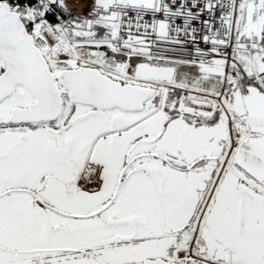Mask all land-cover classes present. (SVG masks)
<instances>
[{
	"label": "flooded vegetation",
	"instance_id": "obj_1",
	"mask_svg": "<svg viewBox=\"0 0 264 264\" xmlns=\"http://www.w3.org/2000/svg\"><path fill=\"white\" fill-rule=\"evenodd\" d=\"M232 64L176 65L137 112L4 116L0 264H264V67Z\"/></svg>",
	"mask_w": 264,
	"mask_h": 264
},
{
	"label": "water",
	"instance_id": "obj_2",
	"mask_svg": "<svg viewBox=\"0 0 264 264\" xmlns=\"http://www.w3.org/2000/svg\"><path fill=\"white\" fill-rule=\"evenodd\" d=\"M23 13L12 10L7 1L0 2V103L18 88L25 97L23 105L11 109L10 123L55 119L62 112L65 94L74 103L94 108L84 118L106 116L107 110L115 108L123 112L138 111L147 100L154 98V88L122 83L90 66L61 69V89L45 50L27 30ZM172 71V66L141 62L135 68V75L167 81Z\"/></svg>",
	"mask_w": 264,
	"mask_h": 264
},
{
	"label": "built area",
	"instance_id": "obj_3",
	"mask_svg": "<svg viewBox=\"0 0 264 264\" xmlns=\"http://www.w3.org/2000/svg\"><path fill=\"white\" fill-rule=\"evenodd\" d=\"M94 2L96 9L91 11V20L98 17L108 22V31L112 38L96 40L99 45L87 44L93 40L71 39L67 31L65 42L75 51L77 48L75 43L82 42L80 46H106L128 56L195 61L201 59L206 52H218L228 57L231 51L238 47L237 44L243 43L242 32L237 37L234 36L238 0L97 2L94 0ZM253 4L254 0H249L248 9L251 10ZM260 9L263 21L256 29L258 32L256 43L259 45V51L264 52V0ZM29 16L34 20L33 14ZM52 27L54 33L60 30ZM63 28L67 27L63 25ZM53 49L55 50V47ZM64 52L61 49L56 51L61 55H64Z\"/></svg>",
	"mask_w": 264,
	"mask_h": 264
},
{
	"label": "rangeland",
	"instance_id": "obj_4",
	"mask_svg": "<svg viewBox=\"0 0 264 264\" xmlns=\"http://www.w3.org/2000/svg\"><path fill=\"white\" fill-rule=\"evenodd\" d=\"M58 1H61V0H58ZM259 5H260V2L257 1L256 7H255L256 8V12H255V15L256 16H258V14H259ZM37 21H39V22H37ZM37 21H36V23L39 24L38 26L35 24V25H32V26H29V28L32 30V32L35 33V36H36L38 42L39 43H42V44L44 43V45H46L47 43H49L51 47H55V50L57 52L60 49H61V51L62 50L65 51L64 52V55L66 57H64L63 60H59V59L53 58L52 56L49 57V63L51 65V67L54 68V67H58V66H67L68 65L67 64V61H69L68 60V57H70V55H74L76 58L78 57L77 54H76V51L73 50L72 47H68V45L65 42L66 37H67V31H68V29L59 30L58 33H55L54 34L56 36L55 37V41L52 44V42H47L46 37L43 36V34H41L39 32V30L37 31V29L39 27L41 28L43 26H46V24H48L47 21L46 20H40V19H37ZM64 22H65V25L79 26V27L80 26H85V23L83 22L82 18L70 17V19L68 18L67 20H64ZM95 23L96 24H100L101 27H105V28L109 27V25L105 21H103V20H95ZM68 34H69V37L71 39H73L71 37V33L68 32ZM49 51L51 52V49ZM96 58H97V62L98 63H103V60L102 59H104V56H103L102 53H100L99 56L96 57ZM126 65H127V63H126ZM126 65H122V63H121V64H117L116 66L119 67V68H124ZM160 89H162V88L160 87ZM24 103H25V97L22 95L21 89L18 88L17 91L11 97L6 98L3 102L0 103V119L3 118L4 116H6L13 107H15V106H21ZM1 135H5V134L2 133Z\"/></svg>",
	"mask_w": 264,
	"mask_h": 264
},
{
	"label": "bare ground",
	"instance_id": "obj_5",
	"mask_svg": "<svg viewBox=\"0 0 264 264\" xmlns=\"http://www.w3.org/2000/svg\"><path fill=\"white\" fill-rule=\"evenodd\" d=\"M97 1L98 0H96V2ZM101 1H103V0H101ZM58 3L66 11V13H64V15L65 14L66 15L64 17H61L60 16L59 23L54 25L56 28H58L60 30L68 29V32L69 33H74V34H78L79 32H82L83 31L78 26L65 25L64 20H67L68 18L70 19V17L82 18L83 22L84 23H87V29L88 30H91L92 27L96 24L95 23V20H98V17L93 18L91 20V18H92L91 11L96 9V7L94 6L95 5L94 0H63V1L61 0V3L59 1H58ZM58 3H57V5H58ZM87 14H88V16H87ZM84 16H86V18ZM37 22H39V21H37ZM63 25H65L67 28H63ZM247 25H248V23H247ZM38 30H39L40 33H43L44 35H46V37L49 40L55 41V37H56L54 35L55 34L54 33L55 30L53 29V27L51 25H48V26L46 25L43 30H42V27L41 28L39 27L37 29V31ZM81 43L82 42H77V43H75V45L77 47H79ZM94 43H96L97 45H99V42L98 41H89V43H87V44H94ZM50 49L52 50V48H50ZM251 52L253 53L254 51L251 50ZM52 57L53 58H56V59H59V60H63L65 56L64 55H61L59 53H56L54 51H52ZM72 59H75L74 60V64L77 65V66H79V65L80 66H84L85 64H88V65L89 64H93L89 60H86V59H84L81 56L80 57H77V58L76 57H72ZM94 66H97L99 68L100 67L103 68L102 66L96 65V64H94ZM55 77H56V80H57V84H59V86L61 87V89H63V82H62V79L60 77V70H56L55 71ZM160 86L167 87V84L166 83H160Z\"/></svg>",
	"mask_w": 264,
	"mask_h": 264
},
{
	"label": "trees",
	"instance_id": "obj_6",
	"mask_svg": "<svg viewBox=\"0 0 264 264\" xmlns=\"http://www.w3.org/2000/svg\"><path fill=\"white\" fill-rule=\"evenodd\" d=\"M9 2L16 10L21 11L23 9L29 8L35 11L38 19H45L53 24H58L60 20V16L64 17L66 15V14L64 15L66 11L59 5L58 0H9ZM245 3L246 0H240V8L237 17V30H239L242 27V24L245 20ZM78 34L86 37H100V38H105L109 36L107 32L100 26V24H95L94 29L91 32L82 31L79 32ZM183 67L184 69L195 68L193 65H183Z\"/></svg>",
	"mask_w": 264,
	"mask_h": 264
}]
</instances>
